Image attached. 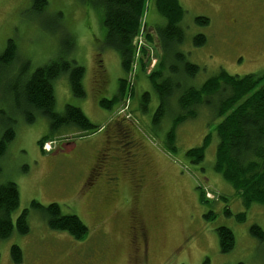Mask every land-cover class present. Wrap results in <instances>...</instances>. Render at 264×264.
Here are the masks:
<instances>
[{"label":"rangeland","instance_id":"374dc122","mask_svg":"<svg viewBox=\"0 0 264 264\" xmlns=\"http://www.w3.org/2000/svg\"><path fill=\"white\" fill-rule=\"evenodd\" d=\"M178 1L184 10L182 44H170L162 54L155 23L162 27L165 21L154 0H147L143 32L137 37L138 49L146 48V72L155 69L163 55L161 76L155 81L168 79L172 92L154 120L160 95L141 73L134 76L132 86L127 85L128 102L117 101L110 108L99 104L116 95L118 80L128 74L119 53L104 44L103 13L95 0H46L39 10L33 0H0V55L8 40L16 47L11 62H0V138L9 127L15 133L0 158V185L13 182L19 194V205L11 214L12 234L0 239V264H126L132 211L148 237V261L139 264H264V238L250 232L252 225L264 231V205L245 208L238 192L213 167L220 94L205 98L193 117L176 126L172 145L166 137L181 112L182 89L199 88L222 70L231 76L264 74V0ZM198 17L208 22L198 23ZM145 33L152 41L144 38ZM199 34L205 42L194 45L193 37ZM174 53L198 66L193 77L185 76ZM56 60L75 61L84 68L85 95H73L68 75L62 73L52 83L54 110L78 107L96 129L61 130L41 149L37 141L50 131L48 119L30 110L20 93L36 68ZM133 60L136 63L135 56ZM119 113L126 121L120 116L113 120ZM27 115L34 120H26ZM117 123H127L134 147L127 145L116 155L132 150L127 167L132 165L139 175L128 169L124 175L104 177L105 162L97 161L103 137L114 134ZM206 136L203 160L194 163L186 151L201 146ZM201 190L208 198L205 204L199 201ZM32 201L43 206L56 203L62 214L76 215L87 227L86 235L77 240L51 229L44 214L31 207ZM24 209L29 230L19 234L15 220ZM239 213L245 214L243 221L236 219ZM219 226L234 235V247L226 253L219 249ZM12 245L21 249L20 263L12 261Z\"/></svg>","mask_w":264,"mask_h":264},{"label":"trees","instance_id":"16d2710c","mask_svg":"<svg viewBox=\"0 0 264 264\" xmlns=\"http://www.w3.org/2000/svg\"><path fill=\"white\" fill-rule=\"evenodd\" d=\"M34 6L39 10L46 4V0H33ZM103 13L102 23L105 28L104 44L117 51L121 57V66L128 74L126 78L118 80V90L111 99H102L99 104L110 108L115 102L123 101L124 104L130 97L126 94L127 85L134 82L138 73L145 75L154 85L160 95V103L154 115V120L163 113L165 100L171 95V89L167 80L157 83L156 78L161 76V67L164 65L163 55L157 67L146 72L145 51L137 47V37L143 32V18L146 13L147 0H95ZM154 6L159 15L164 18L162 27L155 23V34L159 40L160 48L167 54V46L170 44H182L184 33L180 26L184 10L178 0H154ZM199 23H207V18L198 17ZM145 31V29H144ZM144 38L152 41L150 34L145 33ZM205 42L203 35L193 37L194 45H202ZM137 49L138 53L137 54ZM16 47L10 39L6 48L0 55L3 64L13 60ZM135 56L136 63L133 60ZM174 56L182 63L185 76L193 77L198 66L185 60L182 53H174ZM134 63V64H133ZM138 65V69L137 66ZM176 71V68L173 67ZM143 71V73H142ZM62 73H67L69 87L73 95L83 97L85 95L82 79L84 68L75 61L56 60L49 64L36 68L26 79L21 88V97L30 110L44 115L49 122L50 131L38 141L42 149L43 143L50 140L57 132L75 127L81 132L95 131L93 125L78 107L65 105L62 112L54 110L55 96L53 81ZM135 76V77H134ZM214 94H220L216 116L220 118L216 126L218 143L215 151L214 170L230 183L238 192L245 208L251 204L264 205V74H246L244 76H231L220 71L217 75L207 79L199 88L188 87L182 89L179 97L181 112L175 116L172 126L167 133V141L172 145L175 138V128L184 119L196 114L195 107L203 104L205 98ZM117 116V117H116ZM113 120L126 118L117 114ZM120 118V119H121ZM26 120L33 121L32 115H27ZM107 134H109L107 132ZM15 136L13 128H7L0 138V158L4 156L8 144ZM104 138V137H103ZM209 142V136L205 137L199 147L186 151V156L194 163L203 160L204 150ZM175 149V147H173ZM44 151V150H43ZM199 201L208 202L205 192H199ZM19 205V194L15 183L6 182L0 185V239L8 238L14 229L11 214ZM31 207L40 210L46 217L51 229L69 233L74 239L81 240L87 233V227L74 214H62L56 203L43 206L36 201L31 202ZM226 214H230L226 210ZM28 209H24L15 220V228L19 234L28 232ZM238 221H243L244 213L236 216ZM251 234L258 238H264V231L257 225L250 227ZM219 249L221 253L229 252L234 247V235L231 229L219 226L216 229ZM11 258L14 263L22 261L21 249L17 245L10 248Z\"/></svg>","mask_w":264,"mask_h":264},{"label":"flooded vegetation","instance_id":"af4514ba","mask_svg":"<svg viewBox=\"0 0 264 264\" xmlns=\"http://www.w3.org/2000/svg\"><path fill=\"white\" fill-rule=\"evenodd\" d=\"M123 118V117H122ZM121 118V120H122ZM126 121V120H125ZM125 123V122H123ZM131 137V131L126 124L117 123V127L114 131V134H107L105 140L102 139V153L97 157V161L99 159H103L105 162V170H104V177L107 176H119L124 175L126 172L128 173V169L132 171V165L127 167L126 161H129L131 157H134L133 151L129 150L125 156V153L121 157L116 155L118 149H121V153L123 152L125 147H128L130 144H133L134 147V140ZM128 145V146H127ZM132 148V146L130 147ZM133 149V148H132ZM114 154L116 157H114ZM138 174L137 171H134ZM134 175V174H133ZM139 175V174H138ZM143 177V175L141 176ZM139 181L140 178H139ZM88 184V182H87ZM144 183L141 182V187ZM140 186V185H139ZM138 189H136L137 191ZM94 191V189H92ZM144 188H141L140 192H143ZM132 211V210H131ZM138 217L135 216V212L132 211L130 213V222H129V257L126 260V264H139L141 262L148 261L147 259V244H148V237L145 228L141 225ZM143 260L141 261V259Z\"/></svg>","mask_w":264,"mask_h":264}]
</instances>
